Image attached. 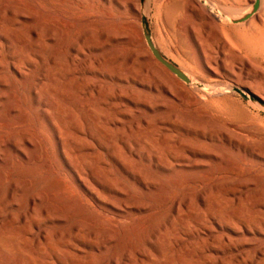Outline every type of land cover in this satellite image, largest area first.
Instances as JSON below:
<instances>
[{
    "label": "bare ground",
    "instance_id": "bare-ground-1",
    "mask_svg": "<svg viewBox=\"0 0 264 264\" xmlns=\"http://www.w3.org/2000/svg\"><path fill=\"white\" fill-rule=\"evenodd\" d=\"M18 1L20 0L0 1V50L9 51L7 55L0 53V264H264V190L253 198L249 191L243 193L241 189L247 187L248 180L238 178H250L247 176L250 170H243L240 165L226 163L225 170L223 166L222 169L219 166L221 170H217L218 165L217 169L213 165L214 169L192 176L219 178L206 186L204 195L197 199H192L188 193L175 198L168 188L159 205L138 204L134 198H126L127 202L124 201L123 206H133L134 214H120L118 211L106 217L99 214L86 217L85 210L81 215L76 213L77 206L81 210L85 203H98L94 188L83 181L82 176L91 178L92 185L97 186V179L109 174L110 165L105 154L110 146V136L106 126L115 120L107 119L106 112L115 108L114 116L125 113L121 110L125 107L122 98L132 102L140 95L145 99H152L150 95H143L131 87H119L115 83L111 85L112 92L109 94L95 90L88 92L90 86L104 84L99 77L116 81L130 78L149 86L162 85L164 94L184 110L201 111L204 98L196 94L197 97L193 91L188 92L179 79L165 70L170 81L162 83L156 77L148 75V67L135 69V63L143 58L146 47L141 42L140 47L135 44L133 28L131 27V32L130 28L127 30L128 27L124 26L126 22L116 27L112 37L110 28L97 31L91 18L96 10L99 11V7L104 20L110 19V8L105 6L108 0H45L42 8L34 0L26 8L27 11ZM151 1L153 0H146V3L150 4ZM101 2L105 5L100 4ZM117 2L119 6L122 4V0ZM262 4L263 0H259V7L248 23L229 32L242 39L249 32L263 37L264 21L260 13ZM144 5L145 1L144 4L141 2L142 8ZM186 5L183 6L180 0H164L156 6L155 18L161 22L165 38L179 42L197 55V62H192L186 57V53V59L178 61L181 67L193 74L197 73V69H208L207 72L212 77L202 82L187 73L185 77L189 84L213 97L228 93L231 84L220 80H223V72L230 77L229 82H233L231 79L234 82L241 78L245 80L254 72L256 62L251 50L233 54L230 46L219 36L215 21H230L227 15L238 20L245 13L237 16L236 13L225 12L212 4L206 10L208 5L202 0L191 2L187 7ZM192 14L197 18L204 16L203 28L214 32V45L220 52V56L217 53V58L214 54L212 59L211 55L210 59L206 58L205 42L210 34H205L203 38L195 33ZM20 19L24 21H18ZM188 23L191 24L187 25ZM148 26L150 31V25ZM23 29L29 30L28 37L19 34ZM158 34L159 40L163 39ZM113 38L116 42L114 58H100L85 53L105 47ZM249 40L254 42L256 38L251 35ZM161 41L160 44L164 43V39ZM127 47L131 48L129 65L124 63L120 54ZM46 51H51V55L46 57ZM187 62L196 66V69ZM235 65L239 66H236L237 72H234ZM29 66L34 68V71H30L31 80L19 82L17 77L22 78V69ZM77 75L81 76V84H75ZM243 83L248 95L263 100L255 91L250 90L252 82ZM174 85L186 93L177 94ZM102 106L107 109H101ZM94 107L104 114L101 127L98 126V119L94 118ZM83 108L87 115L79 113ZM147 117L140 122L146 127L143 128L145 132L139 143L145 160H151L153 155L156 167L169 168L171 161L187 160L190 154H194L196 149L176 143L169 145V141L173 139L170 135L163 140V153H152L155 144L153 137L159 131L154 125H169V128L163 129L172 133L175 131V115ZM221 133L226 135L229 143L235 138L226 129L215 135L219 136ZM121 142L122 149L133 155V146L127 140L122 139ZM237 146L246 148L239 141ZM49 148L55 153L57 167L66 168L73 178L71 188L79 190L78 194L81 193L83 197L76 198L74 192L56 182L50 186L52 192L47 206L40 211L36 210L35 197H31L25 207L18 206L19 193L30 186L24 178L28 172L34 171L33 167L36 166L41 174L53 173L46 160ZM251 150L257 157L264 159V139H261V143H252ZM236 156L241 157V152ZM242 164L253 165V162L243 157ZM158 176L155 173L154 178H149L150 185L143 182V190L150 192V186H155L154 180ZM6 182L8 187L3 193L1 187ZM198 182V179H192L191 184L196 185ZM219 182H224V185ZM71 193L74 197L69 195ZM145 196L149 197L148 194ZM58 198L68 200L67 206L75 214L66 216L63 209L57 206ZM15 206L16 210L13 209ZM163 207L165 220L161 223H149V228L145 231L142 223L149 221L151 214H142L153 213ZM48 222L56 224L45 227ZM98 222L104 224L100 229L96 228ZM126 223L130 226L120 231L110 228L112 224ZM216 226L221 228L222 234L214 235ZM202 234L204 237H201ZM106 245L111 247L106 248ZM101 248L106 251L101 252ZM109 253L111 255L108 257ZM258 255L260 258H257Z\"/></svg>",
    "mask_w": 264,
    "mask_h": 264
},
{
    "label": "rangeland",
    "instance_id": "rangeland-1",
    "mask_svg": "<svg viewBox=\"0 0 264 264\" xmlns=\"http://www.w3.org/2000/svg\"><path fill=\"white\" fill-rule=\"evenodd\" d=\"M31 1L34 0H20L18 2L19 4L23 5L25 7V11H27L26 8H29L28 6L29 4L32 3ZM117 1L118 0H108L107 5H105L104 2L100 3L110 8L109 20H104L105 19L104 16L101 13H99L101 12V9L99 7H98L99 11L96 10L97 12L96 14H94L91 20L96 25L97 31H100L103 28L105 29L110 28L109 29L110 37H112L115 34L116 27L122 26L125 22L126 23L124 26L128 27L126 28L127 30L130 28L129 31L131 32V27L133 28L132 31L134 34L133 37L135 44H137V46L140 47L141 43H143V45L146 47V51L143 54V58H140L135 63V69H139V68L145 69V67H148L149 76L156 77L162 83L170 81V78H168L164 72V70L165 71L167 70L154 59V57L152 56L151 52L149 51L146 45L144 37L142 36L143 30L141 24V17H144L148 25H150V34L152 40L151 42L154 48L157 49V51L166 61L173 64L184 76L185 74L187 75L188 73L190 77L194 75L196 79L202 82L212 79V77H210V74L207 72L208 69L206 68H205L206 71L197 69L195 70L197 71V73L193 74L188 69L182 68L181 64H179L178 62L179 60L186 59L184 57L186 53L187 55L189 54L188 56L186 55V57L191 59L192 62H197V55L192 51H190L189 49H187L185 46L181 45L179 42L174 41L173 39L165 38V34L162 31V27H161V22L156 20L155 18L156 6L162 3L164 0H158L159 2L157 0H153L151 1L150 4H147L146 0H122V4L120 6L118 5ZM144 1H145V5L144 8H142L141 2L144 4ZM180 1L182 2L183 6L187 4L186 5L187 7L191 5V2H196L197 0H189L188 2L187 0H180ZM202 1H205L208 5L206 7V10L212 7L211 6L212 4L220 9H223L225 12H229L232 14L236 13L237 16H239L243 13H245L244 15L250 13L251 4L253 3L254 0H202ZM35 2L41 5V8L45 4L44 3L45 0H35ZM183 2L186 3L184 4ZM260 13L263 16V21H264V15H263L264 0ZM192 15H193L192 21H193L195 33L203 38L205 37L204 36L205 34L208 33L210 34V37L205 42L206 47L204 52L207 51L206 52L207 54L205 53V55L208 56L206 58L210 59V55H211V59H212L213 54H214L213 56L216 55L215 58H217L218 57L217 53H219L220 56V52L218 47L217 46L215 47L214 45L215 44L214 32L212 31L209 32L208 30L203 28V24H205L204 16H201V18H197L195 14ZM227 16L230 21L233 20L231 19V17H229V15ZM21 20L22 19L18 21ZM230 21H219V20L215 21L217 25L216 27L217 31H219V36L220 37L222 36L221 39L230 46L231 52L232 53L234 52L233 54H239V51H241L243 54L246 50H251L253 52V58H254L253 60L256 63L254 64V69H253L254 72L251 75H249L245 80L244 78H241L240 80L234 82V79H231L233 82H229L230 77H228V74L226 72H223L222 74L223 80L222 79L220 80L223 83L231 84L230 85L231 89L228 92L229 94L224 93L214 97L209 94H204L201 91H199L194 85L192 87V85L189 83L183 84L180 80H178L175 76H173L170 72L167 71L169 75L180 81V83L184 85V87L187 89L188 92L193 91L195 95L197 94L199 97L204 98V100H202L201 111L199 110L195 111L194 109L184 110L178 107V104L174 100H172L170 96H166L164 94L162 85L155 87L154 84H151L149 86L148 84L145 85V83H137L135 81H132L130 78H127L126 80L121 79L116 81L114 79L110 80L108 78L103 79V77H99L101 80L104 81V84H96L95 86L89 87L88 92L91 90H95V91H100L101 93L109 94L112 92L111 85L115 83L119 87L122 88L131 87L132 89L140 93H143V95H150L152 99H145V97L142 95L137 96L136 98L137 100L135 102L122 98L125 107L121 108V110L124 111L125 113L119 116H114V114L116 113L115 108H111L109 109V111L106 112L105 115L107 119L115 120L114 122H111L108 126H106V128L109 131L110 146L108 148V153L105 154L106 155L105 159L106 161L109 162L111 169L109 168V174L106 175L105 178H98V179L96 178L98 183L97 186L92 185L91 178H87V176H82L83 181H85L90 187L92 186L94 188V193L97 195L98 203L92 205L89 203H85V205L83 204L81 210L77 206L76 213L81 215L82 211L85 210L86 217L87 215L88 217H91L92 214H94L93 216L99 214L101 216L106 217V216H111V214L117 213L118 211H119L118 213L120 214H124V213L134 214L133 206H128V207L123 206V202L124 201L127 202L126 198H129L130 200L131 198L132 199L134 198L136 203L138 204L148 203L151 205L153 204L159 205L161 203L163 195L166 193L168 188L172 191L173 193L172 195H174L175 198H180V196H182L183 194L188 193L192 199H197L201 195H204L203 192L205 191L206 186L216 182L217 179L219 178L217 177L212 179L192 178V176L201 172L214 169L213 165L215 166V169H217V165H218V168L219 166L220 168L223 166L222 168H224L223 170H225L226 163L233 165L236 164L237 166L240 165L243 170H247V171L250 170L247 172V176H249L250 178H238L241 180H245V179L248 180L247 187L241 189L243 193L249 191L251 197L253 198L255 197V195L263 192L264 177L262 176H264V159L259 158L255 154H253L251 147H252V143L258 144L261 143V139H264V102L262 103V101H264V36L259 37L255 32L247 33L245 36L246 38L244 39H242L240 36H234L229 31L231 29H238L239 27H241L242 24L248 23L249 19L246 22L238 25L230 24ZM109 23H110V27H108ZM189 24L191 23H188L187 25ZM28 31H29L28 29H23L19 31L20 32L19 34L21 36L28 37ZM157 33L161 34V36L164 39V43L166 44L162 42L163 39H160L162 40L161 41L162 43L160 44V40L157 36ZM138 35H140L141 37ZM251 35L252 37L256 38L254 42L249 40V36ZM248 41L249 42L251 41V43H249ZM115 45L116 42L113 38L108 42V44L105 47L91 49L89 51H85V53H87L88 55L92 54L100 58H108V59L114 58V56H116V49L114 48ZM0 53H2V55H7L9 51L2 49L0 50ZM51 53H52L51 51H46L45 56L48 57L51 55ZM120 54L124 59L123 60L124 63L129 65L131 58V48L127 47L123 49ZM80 58H83V56H80ZM187 64L190 65V67L193 68L195 67L196 69V66H194L192 63L187 62ZM85 66L87 67L88 65ZM236 66L239 67L238 65H235L234 72H237ZM30 71H34V68H32L31 66L22 69L24 76H22V78L17 77V80L19 82H25L27 80H31ZM76 77L78 78V80L75 82V84H81L80 81L81 76L77 75ZM244 81L249 83L252 82L250 83V90L252 92L255 91L256 94L263 99L262 101L251 95H248L244 91L245 90L243 86ZM95 87H98V89L96 90ZM174 87H175L174 91L177 94L183 92L186 93L180 87L176 85H174ZM236 90L241 92L242 95L238 94ZM20 92L24 93L22 89H20ZM175 92L173 93L174 95L176 94ZM101 109L105 110L107 109V107L102 106ZM79 113L83 115H87L86 109L84 108L81 109ZM93 115L94 118L98 119V126L99 127L103 126L104 114L101 113L96 107H94ZM168 115H175V125H174L175 131L171 133L163 129V127L169 128L170 127L169 125L162 126L159 123L155 124L154 126L158 128L159 131L153 137V139H155L154 140L155 144L153 146L152 153L153 152L154 153L157 152L160 154L163 153V150L165 149V146H163L164 143L163 140L165 141L169 137V135L173 137V139L169 141V145H174L176 143L178 145H182L185 147L187 146L188 148H191L193 150L196 149V151L194 152V154H190V156L188 155L189 159L187 160L171 161V166L169 168H162L161 166L156 167L155 166L156 161L154 156L152 155V159L147 161L144 159V154L140 151L139 143L142 140V137L145 132L144 129L146 127L144 124L140 122L143 120V118L147 116H148L147 118H154V117L162 118ZM224 129L228 130L230 134L235 136V138L232 140L231 143L228 142V139L224 133H221V135L219 136L215 135L216 132L218 131L223 132ZM213 131L216 132L214 133ZM171 134H173L174 136ZM134 136L138 140L134 139L135 138ZM122 139L127 140L133 146L132 147V151L134 152L133 155H130L128 151L126 152L125 150L122 149V142H121ZM238 141L245 144L246 148L244 149L243 146H237ZM161 146H163V148H161ZM100 151L104 153L103 150ZM239 151L241 152V157L242 158L245 157L247 161L253 162V165H243L242 158L240 156H236V154ZM47 154L48 155L46 160L47 162H49L51 168L53 169V173L48 175H46L45 173L41 174L40 170L36 166L33 167L34 171L28 172V175L24 178L26 182H29L30 186L27 185L29 187H26L23 193H19L20 197L17 199L18 206L20 205L21 207H25L29 199L31 197H35L36 210L40 211L42 208L47 206V203L49 202L50 199L49 196L52 192L50 186L54 185V183L56 182L61 184L63 187L65 186V188H68L71 192H74V196L76 198L83 197L81 193L78 194L79 190H77L78 191L77 192L71 188L72 183H74V180L69 174L68 170L66 168L57 167L54 151L49 148ZM108 154L110 155V157L107 156ZM123 154H125L124 155L125 157L123 156ZM220 168L217 170L222 169ZM155 173L159 174V176L154 180L155 186L154 187L150 186V192H148L145 189L143 190L142 188L143 182L150 185L151 180L149 178H154L153 174ZM160 176H162V178ZM164 177H170V178L166 179ZM144 178L145 181L143 180ZM192 179H198L199 182L196 185L191 184ZM207 179L210 180L208 181ZM219 184L224 185V182H219ZM7 187H8L7 182L2 185L1 188L3 190V193L6 191ZM144 194L145 195L148 194L149 197L147 198ZM69 195L74 197L72 193ZM39 198L42 200H40ZM57 202H58L57 206L60 209H63V212L66 216H72L73 213L75 214L73 210H70L71 208H68L67 206L68 200H63L58 198ZM202 208H204L203 203H202ZM13 209L16 210V206ZM101 210L104 212L101 213L102 212ZM164 210L165 207L153 213L146 212L142 214L143 216H149L151 214L150 220L142 223L143 225L142 228H144V230L146 231L149 228V223L151 224L152 222L154 223L163 222L165 220ZM142 215H137V216H142ZM83 222L87 225V222L85 221ZM55 224L56 222H48L44 226L51 227L52 225ZM103 225H104L103 223L98 222L96 228L100 229L103 227ZM127 225L128 223L120 224V225L112 224L110 228L112 229L113 227L115 230L120 231L130 226V224L128 226ZM222 233L223 232L221 228L216 226V234L214 235L222 234ZM201 237H204V234H202ZM185 239L191 240L190 238H186V237ZM105 247L110 248L111 245H106ZM100 251L104 253L106 250L101 248ZM110 255L111 254L109 253L108 257ZM257 258H260V256L258 255Z\"/></svg>",
    "mask_w": 264,
    "mask_h": 264
},
{
    "label": "water",
    "instance_id": "water-1",
    "mask_svg": "<svg viewBox=\"0 0 264 264\" xmlns=\"http://www.w3.org/2000/svg\"><path fill=\"white\" fill-rule=\"evenodd\" d=\"M258 7H259V0H254L253 3L251 4L250 13L242 16L238 20H231L230 24H241V23L246 22L257 11ZM141 24H142L144 40L146 42V45H147L149 51L151 52L152 56L154 57V59L161 66H163L168 72H170L173 76H175L177 79H179L180 81H182L185 84H188L189 81L186 79V77L173 64L166 61L160 55V53L157 51V49L154 48V46L151 42V34L149 31V26H148V23L144 17H141ZM236 92L238 94L242 95L241 92H239L238 90H236Z\"/></svg>",
    "mask_w": 264,
    "mask_h": 264
}]
</instances>
